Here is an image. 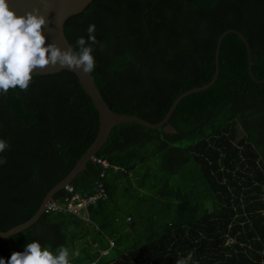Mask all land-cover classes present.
Masks as SVG:
<instances>
[{"label": "trees", "instance_id": "trees-1", "mask_svg": "<svg viewBox=\"0 0 264 264\" xmlns=\"http://www.w3.org/2000/svg\"><path fill=\"white\" fill-rule=\"evenodd\" d=\"M91 45L94 83L114 112L160 120L161 127L114 125L70 181L106 197L81 216L44 210L26 228L0 237V258L39 241L70 264H264V0H91L63 22L69 45ZM97 112L66 70L32 75L26 91L0 92V230L28 219L44 194L86 150ZM103 170V177L99 172ZM63 188L51 197L63 199ZM75 253V255H73Z\"/></svg>", "mask_w": 264, "mask_h": 264}, {"label": "clouds", "instance_id": "clouds-1", "mask_svg": "<svg viewBox=\"0 0 264 264\" xmlns=\"http://www.w3.org/2000/svg\"><path fill=\"white\" fill-rule=\"evenodd\" d=\"M46 24V17L39 9L17 15L10 9L8 0H0V92L7 94L9 89L17 87L26 91L32 82L34 69L59 66L82 70L85 74L95 70L91 45L98 41L94 35V24L87 29V40L78 38V51L72 47L61 50L55 44L46 46L43 34ZM8 147L6 141L0 140V153ZM0 163H6V160H0ZM69 256V250L64 247L54 254L47 247L42 248L39 241H33L26 244L23 252H13L7 262L0 258V264H70Z\"/></svg>", "mask_w": 264, "mask_h": 264}, {"label": "water", "instance_id": "water-1", "mask_svg": "<svg viewBox=\"0 0 264 264\" xmlns=\"http://www.w3.org/2000/svg\"><path fill=\"white\" fill-rule=\"evenodd\" d=\"M90 1L91 0H8L10 9L15 11L17 15H25L27 12L39 9L40 13L45 15L47 20L46 26L43 27V34L46 36V46L47 44H55L61 50H68L71 47L63 33L62 26L64 20L69 15L81 11L84 6L87 5ZM228 32L236 33L240 40L243 42L247 55L248 67L251 65L250 50L245 38L234 29L229 28L222 31L216 40L214 48V69L209 81L200 86L187 89L177 95L170 103L163 117L154 123L148 122L135 115L118 113L111 110L102 99L91 74H85L82 72V70H73L67 67L61 68L59 66H48L43 70L34 69L32 75L55 73L60 70L72 72L76 76L84 93L89 97L94 109L97 112V130L89 146L80 155V157L76 159L69 171L44 194L36 211L25 221L16 224L5 231L0 230V237H8L9 235L16 233L32 224L44 211V204L47 202V200H49L57 190L69 184L73 177L77 174V172L84 168L87 161L94 160V158L96 157L95 153L106 141L109 132L114 125L136 122L145 127L146 130L161 127L162 131L166 133L174 132V128L167 122L168 117L181 98L190 93L206 89L215 81L218 74L219 42L221 38Z\"/></svg>", "mask_w": 264, "mask_h": 264}, {"label": "built area", "instance_id": "built-area-1", "mask_svg": "<svg viewBox=\"0 0 264 264\" xmlns=\"http://www.w3.org/2000/svg\"><path fill=\"white\" fill-rule=\"evenodd\" d=\"M99 163L102 168H106L108 163L102 158L95 157L94 160ZM103 170L99 172V177H103ZM63 190L67 192V195L60 200L49 199L44 204V210H58L61 212H69L77 216H81L82 212L86 210L87 206L96 201L97 199H103L106 197L103 183L99 180L96 181L93 187V192L79 193L74 188L67 184L63 187Z\"/></svg>", "mask_w": 264, "mask_h": 264}]
</instances>
